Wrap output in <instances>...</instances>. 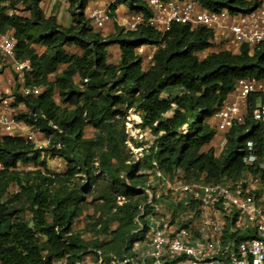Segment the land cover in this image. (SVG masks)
Segmentation results:
<instances>
[{
  "label": "trees",
  "instance_id": "1",
  "mask_svg": "<svg viewBox=\"0 0 264 264\" xmlns=\"http://www.w3.org/2000/svg\"><path fill=\"white\" fill-rule=\"evenodd\" d=\"M91 1L67 0L71 22L64 27L44 14L41 0H0V34L14 38L16 58L30 66L27 85L41 89L36 97L13 93V105L24 109L16 119L43 134L47 145L0 136V264L132 258L143 237L135 219L155 171L171 182L214 184L245 172L264 180L258 164L242 161L246 142L255 144L257 156L262 146L263 131L250 116L253 99L243 123L223 134L220 152L209 146L217 136L212 115L235 82L264 80V40L200 58L214 45L212 32L201 26L172 24L160 34L113 22V32L102 36L85 16ZM191 1L231 15L260 7L257 0ZM118 5L150 16L145 0H113L111 18ZM142 45L156 47L146 68L136 53ZM114 46L119 55L112 63L108 48ZM129 110L140 119V141L126 132ZM86 128L92 137H84ZM127 141L141 149L138 157ZM41 153L59 158L63 169L49 170ZM24 165L33 168L19 170ZM80 219L83 226L73 229Z\"/></svg>",
  "mask_w": 264,
  "mask_h": 264
},
{
  "label": "built area",
  "instance_id": "2",
  "mask_svg": "<svg viewBox=\"0 0 264 264\" xmlns=\"http://www.w3.org/2000/svg\"><path fill=\"white\" fill-rule=\"evenodd\" d=\"M145 4L150 12L148 18L129 11L115 20L106 9H94L88 19L95 29L113 20L125 30L145 25L160 34L172 24L201 26L212 32L214 44L230 39L236 48H253L264 40V7L231 15L225 9L206 10L191 0H145ZM143 47L156 50L155 46L142 45L136 49L138 55ZM154 52L147 57L150 66ZM29 73V63L16 58L14 38L8 33L0 34V75H7L4 81L0 78V136L22 138L41 148L46 142L36 138L40 132L17 120V106L13 105L14 92L32 97L41 93L40 88L27 85ZM251 99L250 116L263 131L262 146L257 156L255 144L246 142L242 161L248 167L258 164L264 172V80L236 81L211 120L217 134L226 133L232 125L243 123ZM150 177L158 181L163 195L174 199L180 212L169 214L153 201L157 190L145 188L144 205L148 209L142 205L135 219L143 237L133 244L132 258L109 264H264V184L258 174L245 172L235 181L223 179L214 184L171 182L158 171ZM91 260L86 256L77 264H90ZM51 264L67 263L64 258H56ZM93 264L103 261L98 257Z\"/></svg>",
  "mask_w": 264,
  "mask_h": 264
},
{
  "label": "rangeland",
  "instance_id": "3",
  "mask_svg": "<svg viewBox=\"0 0 264 264\" xmlns=\"http://www.w3.org/2000/svg\"><path fill=\"white\" fill-rule=\"evenodd\" d=\"M105 28V27H104ZM104 28L100 29V32L103 33L105 30ZM69 49V48H68ZM116 54L114 51L108 52V61L109 62H117ZM200 58L204 57L203 55H199ZM148 66V65H147ZM147 66H143V68H146ZM7 75H0V78L4 81L5 77ZM24 112V109L22 106H17L16 107V113H21ZM127 117H126V132L128 133V137H130L132 140H142L141 137V132L140 129L135 128V125L139 124V120L137 119V115L134 113L133 110H129L127 112ZM136 118V119H135ZM139 118V117H138ZM93 135V130L91 128H86L84 131V137L85 138H90ZM36 138L38 140L45 139L43 134H37ZM218 139V140H217ZM218 141V142H217ZM225 141V138L221 137L219 139V136L217 135V138L214 139L213 145L211 146L212 149L215 150V153L218 151L220 152L223 142ZM128 147L131 149L132 153L138 157L140 155L141 149L140 148H133L134 144L133 142L130 143L127 141ZM44 149L47 148V145L45 144L42 146ZM41 157H43V161L46 164V167L51 170V171H60L63 169L62 163L59 161V158L57 157H52L49 153H47V156H45L44 153H41ZM33 167L32 165H24V166H19V170H31ZM150 181L149 185L152 190H157L155 196L153 197V201L159 204L165 211H167L171 215L178 214L180 210L178 209L179 207L177 206V203L174 201V199L170 195H163L161 191H159V183L157 180L151 179L149 177L148 179ZM264 184V180H263ZM14 187H11L9 191H12ZM9 194V192H8ZM23 217L25 219H28V214L25 212L23 213ZM83 226V221L80 219L75 222L73 229L79 230ZM90 257V256H88Z\"/></svg>",
  "mask_w": 264,
  "mask_h": 264
},
{
  "label": "crops",
  "instance_id": "4",
  "mask_svg": "<svg viewBox=\"0 0 264 264\" xmlns=\"http://www.w3.org/2000/svg\"><path fill=\"white\" fill-rule=\"evenodd\" d=\"M249 1V0H247ZM260 2V7H264V0H257ZM113 2V0H94L87 4L86 10H85V16L88 18V14L90 11L94 9H106L107 7ZM41 9L44 12L46 16H54L57 20V22L61 26H68L71 22L70 15L68 13L67 7V0H41L40 3ZM129 11L123 6L118 5L115 12H114V18L113 19H119L124 14H127ZM104 32L101 33L102 36L109 35L113 32V20H111L109 23L105 25ZM114 51L116 54V58L118 60V48L117 47H110L108 48V52ZM218 51H229L231 53L238 52V48L234 47L233 43L230 41V39H225L222 43H216L214 44L210 49L207 51L202 52L200 55L205 56L208 52H218ZM154 52V49L152 47H143L142 52L139 54V56L142 58V63L144 66H150L147 57L150 53ZM137 53V52H136ZM147 66V67H148ZM210 122V121H209ZM219 136V139L223 137V134H217ZM217 136L215 137V139ZM218 140V139H217ZM214 139L209 145L210 147L213 145ZM218 142V141H217ZM214 154L215 150L213 149ZM88 262V260H87ZM85 262V264H88ZM90 264H93V260L89 261Z\"/></svg>",
  "mask_w": 264,
  "mask_h": 264
},
{
  "label": "bare ground",
  "instance_id": "5",
  "mask_svg": "<svg viewBox=\"0 0 264 264\" xmlns=\"http://www.w3.org/2000/svg\"><path fill=\"white\" fill-rule=\"evenodd\" d=\"M136 119V118H135Z\"/></svg>",
  "mask_w": 264,
  "mask_h": 264
}]
</instances>
